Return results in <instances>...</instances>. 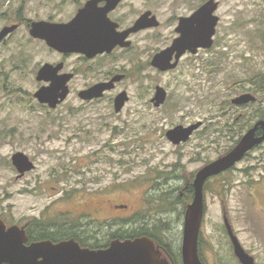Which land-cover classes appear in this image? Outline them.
Wrapping results in <instances>:
<instances>
[{"label": "rangeland", "instance_id": "obj_1", "mask_svg": "<svg viewBox=\"0 0 264 264\" xmlns=\"http://www.w3.org/2000/svg\"><path fill=\"white\" fill-rule=\"evenodd\" d=\"M132 1L122 11L151 8L162 27L146 41L139 36L131 52L94 62L66 57L68 70L76 69L78 76L70 84L73 92L55 109L34 94L42 84L36 77L39 66L60 56L44 43L29 41L24 29L0 44V217L8 227L40 221L52 228L66 221L74 202L101 196L139 209L140 221L149 222L147 231L177 253L174 245L182 239L191 203L187 190L196 173L262 118L256 119L264 109L259 30L264 0H216L220 22L214 45L186 54L167 72L147 64L145 48L155 52L170 46L177 19L208 0ZM77 7L73 0H0V30L21 19L67 20ZM116 70L127 73L121 87L130 100L122 112H115L112 95L89 103L79 98L78 89ZM156 85L168 90L166 103L158 108L150 102ZM243 93H252L258 102L235 106L232 99ZM199 120L203 126L186 143L167 139L169 129ZM261 144L206 185L200 255L207 264H240L227 221L241 244L264 261ZM19 151L36 165L22 177L12 163Z\"/></svg>", "mask_w": 264, "mask_h": 264}, {"label": "water", "instance_id": "obj_2", "mask_svg": "<svg viewBox=\"0 0 264 264\" xmlns=\"http://www.w3.org/2000/svg\"><path fill=\"white\" fill-rule=\"evenodd\" d=\"M115 1V4L106 8L105 14L96 8L97 0H95L81 8L70 22L33 21L31 33L46 39L49 46L61 52H80L90 58L105 51L111 52L116 45L115 40L122 39L95 35L85 28H87L86 24H101L105 20L108 21L107 11L115 7L120 0ZM219 4V1L208 0L190 16L180 17L176 29L179 36L169 47L155 54L152 65L161 71L172 70L178 67L181 58L187 52L196 54L200 49L211 48L220 22V17L216 14ZM149 15L150 12L143 15L138 24L158 25L156 16L149 18ZM16 28L17 25L4 27L0 31V42ZM61 67L62 64L55 68L51 64H45L37 75L38 81L51 82V84L42 86L34 96L41 104L48 105L51 109H55L65 101L69 94L68 82L73 75H57ZM123 78V74H117L109 81L97 83L81 91L79 96L85 100L102 97L106 90L114 88L116 82ZM167 97L168 91L158 85L153 98L155 106L163 105ZM128 100L127 92H121L115 98L116 111L122 110ZM256 100L257 97L252 93H243L232 99V103L244 105ZM202 126V120L188 126L177 125L166 132V137L170 142L178 145L187 142ZM263 141L264 114L263 118L258 120L226 154L204 165L196 173L193 182L194 197L184 216L181 245L183 264H204L199 255V237L205 212L206 182L211 177L231 169ZM12 163L19 172L18 177L24 176L36 166L22 151L14 153ZM227 229L232 238L235 254L241 263L256 264L254 257L246 252L228 221ZM26 240L27 235L23 227L18 225L8 227L0 217V264H169L166 259H162V253L157 249L154 241L146 236L126 242H114L106 250L82 248L73 240L58 244L41 241L29 246L25 245Z\"/></svg>", "mask_w": 264, "mask_h": 264}, {"label": "flooded vegetation", "instance_id": "obj_3", "mask_svg": "<svg viewBox=\"0 0 264 264\" xmlns=\"http://www.w3.org/2000/svg\"><path fill=\"white\" fill-rule=\"evenodd\" d=\"M73 1L78 2V7H77L76 12L74 13V15L70 19H67V20L39 19L38 21L45 20V21L52 22V23L70 22L77 15V13L79 12V10L81 8H84L88 3H90V1H95V0H81L80 3H79V0H73ZM115 2H116L115 0H113V1L97 0L96 8L100 11H103V13L105 14V11L107 10L106 8L109 6H112L113 4H115ZM133 4H134V1H132V0H120L116 4L115 7H113L112 9H109L107 11L106 16L108 18V21L105 20V21L101 22V24H86L87 28H85V29L87 31H89L90 33H93L95 35H100L103 37L112 36V37H115L118 39H122L121 41L115 40L116 45L113 47L111 52L105 51L104 53L97 54L93 58H90L86 54L80 53V52H61V51L49 46L46 39L41 38L39 36H34L31 33L33 20L21 19V20H18L16 22H11V23L3 26V28H4L6 26L17 25V28L14 31H12L11 33H9L0 42V44L5 43L7 40L12 38L16 34V32L21 30V29L25 30V32L27 33L26 36L29 39V41L34 42V43H44L48 47L49 50H52V53L58 54L60 56V58H59V60H54L53 62L47 61L44 64L40 65L39 71L41 70V68L45 64H51V65H53L54 68L57 67L58 65L62 64V67L57 72V75H63V74H72L73 75L68 82V87H69L68 96H69L73 92V88H72V86H70V84L78 76V72L76 69L68 70L67 62L65 59L66 57L71 56V55H76L84 62H94L95 60H98L101 57H111V56L116 55L119 52H122V53L131 52L138 47V37L139 36L142 37L143 41H146L148 35H151L155 30L160 29L162 27V25H161V24H163L162 21L158 18V15L151 8H146L144 10L142 9V10L136 12L135 14L131 13L129 10L128 11H126V10L122 11L123 6H128L131 8V6H129V5H133ZM197 9H195V10H197ZM194 11L191 14H193ZM149 12H150L149 18L156 16L157 21H158V25H155L153 23L152 24H138L139 19L143 15H146ZM190 15H188V16H190ZM106 16H105V18H106ZM180 17H185V16L182 15ZM180 17L177 19V24H176V27L174 29L175 30V36L172 39V43L179 36V33L177 32L176 29L179 25ZM167 47H169V46H167ZM163 49H165V48H163ZM163 49L157 50L155 52H154V50L148 52V48L146 47L145 51L148 53L147 64L153 68H156L152 65V60H153L155 54L160 52ZM188 53L189 52H187L186 54H188ZM185 55H183V57ZM182 58H181V60H182ZM88 68L90 69L91 66L88 65ZM157 70H159V69H157ZM172 70H174V69H172ZM39 71L37 72V75H38ZM159 71H161V70H159ZM168 71H170V70H168ZM161 72H167V71H161ZM117 74H123L124 78L121 81L116 82L114 88H112L110 90H106L102 97L94 98V99H90V100H85L79 96L81 91L89 89L90 87H92L93 85H95L97 83L109 81L113 76H115ZM126 78H127L126 72H120V70H116L115 72H112V73L108 74L107 76H105L103 79H99L98 81H96L92 84H89V85H87L81 89H78V96L82 101L89 103V102H94V101H98L100 99H103V98L107 97L108 95H112L111 101H112V104L114 106V110L116 113H120L123 111L126 104L130 100V96H129L127 89L121 87V84L124 82V80ZM40 82H42L41 87L42 86H48L51 84V82H44V81H40ZM157 86L158 85L155 86V91L153 92L152 97L150 98L151 99L150 102L152 103V105H154V107H156V106L153 102V98L155 96ZM123 91L127 92L128 96H129V100L126 101L122 110L116 111L115 98ZM68 96H67V98H68ZM42 105H45V104H42ZM46 106H48V105H46ZM191 124H193V123L187 124L185 126H188ZM240 139H241V137L239 138V140ZM182 143H186V142H181L180 144H182ZM180 144H178V145H180ZM174 145H176V144H174ZM234 167L235 166H233V168ZM216 176H219V175H216ZM216 176H213L210 179H208L206 184L208 182H210V180ZM103 199L104 198L100 196V197L95 198V199L94 198H87L83 202H78V203L74 202V204L71 205L69 211L67 212V216L65 218L66 221H63L64 223H62V224L52 226L51 233L53 234L54 238H51V239H49V238L38 239L37 236L31 235L29 230L32 231L33 229H35L34 228L35 223L34 224H31V223L25 224L24 226H22L25 229L26 235H27V240L25 242V245L29 246L33 243H37V242H41V241H51L54 244H58V243L63 242V241L73 240L76 243H78L80 245V247H82V248H88L91 250H106V249L110 248L114 242H118V241L119 242H126L129 240H135L136 238L144 237V236L149 237L147 235L139 236V234L143 228H145V227L149 228V226H150L148 221H140L139 216H138L139 209L132 207L129 203L121 202V201H115L113 198H107V200H103ZM184 215H185V213H184ZM200 236H201V231H200ZM149 238L154 241L157 249H159L161 251L162 259H166L169 264H183L182 251H181L183 232H182V239L180 240V243H178L177 245H174L178 250V252H177L178 257L181 259V261H177V262L175 261L174 256H172L173 254H171L174 252H171L169 250L168 245H165L163 242L157 240L155 237H149ZM230 242H231L232 248L234 250V245H233L232 240H230ZM200 246H201V242H200ZM200 246H199V255L201 254ZM244 249L246 250V252L248 254H250L251 256L254 257L256 264H264V261H261L257 255L256 256L253 255L254 252L252 251L251 248L244 247ZM239 262H240V264H242L240 260H239ZM3 264H7V263H3ZM204 264H207V263L204 262Z\"/></svg>", "mask_w": 264, "mask_h": 264}, {"label": "trees", "instance_id": "obj_4", "mask_svg": "<svg viewBox=\"0 0 264 264\" xmlns=\"http://www.w3.org/2000/svg\"><path fill=\"white\" fill-rule=\"evenodd\" d=\"M259 30H260V32H261V34H260V37H262L263 39H264V25H261V27L259 28ZM258 102V99H257V101H254L253 103H250V105L252 104V105H254L255 103H257ZM249 105V104H248ZM244 106H247V105H244ZM264 114V109H261V112L259 113V115L256 117V119L257 118H261V117H263L262 115ZM236 123V122H235ZM241 136H239L237 139H235L234 140V144L233 145H235L237 142H238V140H239V138H240ZM262 145V144H261ZM258 147V146H257ZM228 150H230L229 148H228ZM227 150V151H228ZM248 155V154H247ZM233 168V167H232ZM209 183V182H208ZM207 185V184H206ZM206 185H205V188H206ZM187 192L189 193V198H190V202H192V200H193V197H194V188H193V185H191V187H190V190H187ZM34 228L35 229H33L32 231L31 230H29V232H30V234L31 235H35V236H37V238L38 239H40V238H49V239H51V238H54V236H53V234L51 233V228H44L41 224H40V221H36L35 222V226H34ZM142 235H147V236H149V237H154L153 236V234L152 233H150V232H148L147 231V229L146 228H143L142 230H141V232H140V234H139V236H142ZM200 242H201V236H200V239H199V246H200ZM171 254H173L172 256H174V259H175V261L177 262V261H181V259L178 257V254L177 253H171ZM200 258H201V260L203 261V258L201 257V255H200ZM204 262V261H203Z\"/></svg>", "mask_w": 264, "mask_h": 264}]
</instances>
